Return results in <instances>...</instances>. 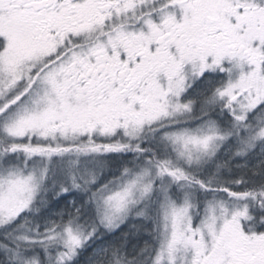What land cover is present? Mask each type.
Returning <instances> with one entry per match:
<instances>
[{"label": "snow or ice", "instance_id": "snow-or-ice-1", "mask_svg": "<svg viewBox=\"0 0 264 264\" xmlns=\"http://www.w3.org/2000/svg\"><path fill=\"white\" fill-rule=\"evenodd\" d=\"M0 264H264V0H0Z\"/></svg>", "mask_w": 264, "mask_h": 264}]
</instances>
